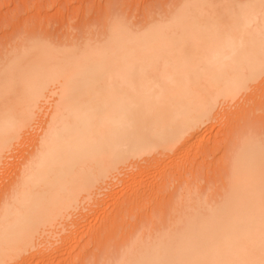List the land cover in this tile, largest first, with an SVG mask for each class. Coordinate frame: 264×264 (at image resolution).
Returning a JSON list of instances; mask_svg holds the SVG:
<instances>
[{
  "label": "bare ground",
  "instance_id": "bare-ground-1",
  "mask_svg": "<svg viewBox=\"0 0 264 264\" xmlns=\"http://www.w3.org/2000/svg\"><path fill=\"white\" fill-rule=\"evenodd\" d=\"M182 1L143 28L120 17L107 34L89 32L82 43L59 44L44 30L11 34L15 41L0 62V166L18 145H30L1 192L0 264H71L84 252L76 245L85 229L96 238L85 245L101 246L97 238L123 225L124 210L148 198L156 200L151 213L162 215L161 229L153 228L154 237H124L121 256L104 255L98 242L94 261L264 264V121H239L252 109L264 112V0ZM235 102L240 128H222L220 140L231 137L226 148L222 140L218 149L200 143L227 122L224 114H238ZM215 149L228 159L223 193L203 195L204 202L198 186L184 185L181 202L172 200L171 179L185 177L194 160ZM172 201L178 204L167 228L163 214ZM103 210L104 229L101 221L98 231L86 227L88 216ZM94 229L112 234L94 236Z\"/></svg>",
  "mask_w": 264,
  "mask_h": 264
},
{
  "label": "rangeland",
  "instance_id": "rangeland-1",
  "mask_svg": "<svg viewBox=\"0 0 264 264\" xmlns=\"http://www.w3.org/2000/svg\"><path fill=\"white\" fill-rule=\"evenodd\" d=\"M185 1H188V0H185ZM185 1H184V3H185ZM181 2H183V1L182 0H0V62L2 60L1 58L6 53H8L10 48H12V46H13V43L15 40L13 41L11 34L15 31L19 32V33H25V32H27V30H29V32L38 30L37 31L38 33L39 32L42 33V31L44 30L43 34H45V35L50 34L51 37L54 36V37H52V39L55 38L54 41H57V43H59V44L67 43V40L68 41L72 40L73 42H76V43H82L88 37L89 32L91 33V35H89V37L98 38L101 33H104L108 30V27H109L108 24L112 23L114 20H119L120 17H122L120 20H124V22H128V21H125V19L127 18L129 20V23L132 22L131 23L132 25L134 23L136 25V23H137V26L143 28L145 26V24L150 23V21H149L150 19H151V22L153 19H156V18H157V20H159L161 16L168 14L169 10L174 9L176 7L178 8V5L181 6L180 5ZM174 11H176V9H174ZM169 14H170V11H169ZM115 16L117 17L116 19L113 18ZM124 17H126V18L123 19ZM166 17L164 16L163 18H166ZM154 23H155V20H154ZM30 25L31 26L33 25V26L31 27ZM36 26H37V28H36ZM27 27H29V28H27ZM105 27H107V29ZM102 28H104V29L102 30ZM98 33H99V35H98ZM68 34H70V35H68ZM71 34H73V35H71ZM105 34H107V32ZM105 34H104V37L106 36ZM70 36H72V37H70ZM232 105L233 104H231L230 106L233 108ZM235 105H236V102H235ZM236 107L237 108H235V107L233 108V109H235V111L239 108V105H236ZM249 107H251V105H249ZM257 109L260 110L259 108H257ZM256 110L253 111V109H252L251 112H249V113L245 112L248 114L246 116V118L240 117V116H243L241 114L239 115L240 110L239 111L237 110L238 114L233 110L235 112V113H233V116H231V114H232L231 111L228 110L227 114H228V112H230L231 113L230 116L228 115V117H226L224 114V116H223L224 118L222 117V120H224V121L227 120V122L225 123L224 121H222V122H224V125L220 122L219 126L217 123V125H215L217 128L214 127L213 129H211V133L210 132H208L209 134L206 133L204 141H201L200 143L210 144V146L216 145V147L219 146L221 140L224 138V137L222 138V136L224 135L223 132L226 130V128L229 126L231 127V125H234V127L239 126L237 124V122H238L237 121L238 117H236L237 115H239V118H240L239 121H240V123H242V124H240V126H242L243 124L248 125V123H250V125L251 124L255 125L254 123L257 122L256 124L261 127L262 125H259V123H260V121H261V123H263V121H264V117L262 118V116H264V112L261 113L263 110L262 111L260 110L261 112L256 111ZM242 111H243V109H242ZM242 113L244 114V112H242ZM231 117H234V118H231ZM258 117L261 120H259ZM231 119H233V120L231 121ZM241 119H244V120H241ZM245 119L247 121H245ZM234 120L237 121L235 123L236 125L234 124V122H235ZM227 123L229 126L226 125ZM221 124L223 125V127ZM240 126H239V128H240ZM224 127H225V130H222V128L224 129ZM252 128H254V126H252ZM262 128H264V127H262ZM262 128H260V129H262ZM221 131H223V132H221ZM227 131L228 130H226V132ZM233 131H235V129L232 130L231 132H233ZM231 132H230V134H231ZM235 133L236 132H233L232 136L236 137L238 135V133H236V134ZM217 134L220 135L221 137H217L218 136ZM230 134H228V135H230ZM263 135H264V133H263ZM220 138H222V139L220 140ZM230 139H231V137H230ZM230 139H228V140L230 141ZM228 140H227V142H228ZM225 141H226V138H225ZM222 142H223V140H222ZM223 143H225V142H223ZM223 143H222V145L224 146ZM226 143H225L224 148H222L223 147L222 145H220L222 147L221 148L219 147V148L225 149L226 145H227ZM28 144H29V142H28ZM27 145H22V147H20V145H18V150H17L18 152L16 155H15L16 151H14V153L13 152L9 153L10 159L8 158L7 161L10 165H7L8 163L6 164V166L8 168H6V166H4L5 168H3V165H1L2 167L0 166V170L2 171V172L0 171L1 172V175H0V196L2 195L4 189L7 188V185L9 186L10 183L12 182V179L15 177L16 168L18 167L19 163L22 161V159H23L22 156L24 157L25 150L27 148H29L28 146L30 144L28 146ZM217 149H218V147H217ZM217 149H215V151ZM214 152H212V154L210 153V156L208 155L209 157L205 159L206 161L203 159H201V160L199 159L200 162L196 163V160H194V162L192 164L194 166H192V168H188L189 171L187 170L188 171L187 174H184L185 177H177L175 182L171 179V181H172L171 184L173 187H171L169 185L168 186L171 187V189L174 188V190H176L175 187L177 188L176 193H173V195L175 194L176 196L174 195L175 196L174 197L172 195V198L177 199V196H178L177 200L171 198L172 200H175L178 203L180 200V202H181V199H180L181 195L185 194L184 193L185 189L182 191V187H184V185H185L187 190H188V188L186 185L191 186L192 188H195L198 186V188H200V190L203 193V194H201V192L199 190L200 194L202 195V196H200V198H202L203 195H205L206 197L214 196L217 193L219 194L220 191H222L220 193H223V191L225 190V189H222L223 183L225 184L227 181L226 177H223V175H224L223 172L226 169L225 168L226 162H227L226 160H228V159L224 155L225 154L224 150L223 151L220 150V152L217 150L216 153H214ZM10 155H13V156H10ZM18 155H20V156H18ZM17 156H18V158H17ZM19 158L21 160H18ZM203 161H205V162H203ZM11 162H12V164H11ZM13 162H14V164H13ZM3 170H4V172H3ZM177 176H179V175H177ZM115 180L116 179H114V181ZM116 182H118V180ZM173 182L175 183L174 185H173ZM120 184L122 185V183H119V187L121 186ZM119 187L117 185V188H119ZM166 189H168V188H165V190ZM171 189L169 188V191L168 190L167 191L169 193L170 192L172 193ZM167 191L164 192L165 195L169 194V193L166 194ZM196 191H197V189H196ZM104 192L107 193L108 190H104ZM177 192H180V193H177ZM185 192L189 193V191H185ZM190 192H195V191H192L190 189ZM196 194H198V193L196 192ZM200 194H198V195H200ZM102 195H104V194H102ZM102 195L100 194V197L104 198V197H102ZM165 195H164V198L169 197V195H171V194H169L168 196H165ZM100 197H99V199H101ZM204 197H203V199H204ZM214 197H211V198H214ZM205 199L202 201L205 202ZM154 200H155L154 198L153 199L148 198V199H146L144 206L142 205V207L139 206L138 208L136 207V205L133 206V208L136 207V208H134L133 213L130 211L133 208H130V210L128 209V212H131V215H128L129 213L126 212L127 209L124 210L123 213L126 216V221L124 219L125 217L123 218V216H124L123 215L121 218H123V221H125V222H122V220L121 221L118 220V223H117L120 225V223L122 222L123 225H120L117 228L115 227L116 229H113V227H112L113 230L112 229L111 230L112 231L116 230V232H113L114 234L112 236L111 235L110 236L107 235L108 237L105 236L106 238L103 237L104 235L102 236V234L103 233L108 234L109 230H108V232H105V230L101 231L104 229L103 228L104 227V224H103L104 220L101 221L102 218L101 219L99 218V217H103L104 210L100 211L101 213H99V214H98L99 211L93 212L95 215L94 217L92 216L93 213L90 214L91 217H89L90 216L89 215L88 218L92 221V223L88 224V221L89 222H91V221L87 218L88 219L87 222L85 220V223H87L86 227H88L89 225L91 226L92 224L93 225L95 224L98 227L99 225H97V224L99 223V221H101L99 223L100 225L103 224L102 229L101 230L99 229L100 234L96 233L98 231L97 227L95 225L93 227V225H92L93 228L97 229V231L94 229L95 230L94 234L96 233L94 236H96L97 234H98L97 236H102V237L97 238V240H96V241H98V239H100V238H102V240H103V241H101V246L99 245L100 240L98 241L99 243L97 242L98 244L96 243L97 246L99 245L98 247H103V250H101L100 252L103 253L104 250L107 249L110 252V255H112L111 253H114V255L118 254L117 256H119L120 255L119 251L122 248H123V250L126 248L124 246L128 243H125V241L127 240L126 242H128L129 236H131L130 239L132 240L133 237L137 238V236H138V238H139L141 236L139 233H141V232H142L141 234L146 233V235H147L148 233L150 234L151 231H154L155 229H153V228H156V226L160 225V221L162 220L161 219L162 215H160V213L158 215L157 211H156V213L155 212L151 213L152 207L155 208V206L157 205L156 202H154ZM166 200H168V199L166 198ZM211 200H210V202L213 203L214 200L213 199H211ZM160 201L163 202V201H165V199L160 200ZM160 201H159V203H161ZM168 201H171V200H168ZM175 201H172L173 202L171 205L172 208H170L171 206L170 207L168 206V210L169 209L170 210L169 211L167 210V212H165V215L162 213L164 216L163 217L164 221L171 219L173 214L170 211H173V213H174V211H176V210H173V206L176 203ZM143 202H141L140 204H142ZM110 203L109 204L111 206L108 205L109 211H110L109 208H111L113 206V202H110ZM178 203H176V204H178ZM214 203H217V202H214ZM154 204H156V205H154ZM169 204H171V203H169ZM178 206L176 208H178ZM84 210H83V213L88 212L86 209H84ZM154 211H155V209H154ZM96 215H97V217H96ZM176 215H177V212H176ZM95 218H97L98 220H96ZM174 218H175V216H174ZM93 220L95 221V223ZM165 222H166L167 226H168V224L170 225L172 223V222L169 223L168 221H165ZM156 224H158V225H156ZM164 224L162 223L163 226H164ZM133 226L135 227V229L133 228ZM93 228L90 227L89 229L91 230ZM131 228H132V230L134 229L133 232H132ZM158 228L161 229V227H159V226H158ZM167 228H169V226ZM84 229H85V227H84ZM128 230H131V231H128ZM86 231H87V233H86ZM164 231H165V229H164ZM166 231H167V229H166ZM89 232L90 231H88V229L87 230L85 229L86 235L83 234L85 237L81 234L83 236V238H81L82 236L81 237L79 236L77 239L78 240L80 238L81 239L79 240L80 242L77 240L78 245H76L78 250H80L79 247L81 248L80 243L82 244V249L84 248V252H82V253H80V251H78L77 249L76 250H77V252H79L81 255L84 256V257L83 256L82 257L85 260L86 259L88 260V261L84 262L85 264L88 262L90 263V261H92V263H93V261L95 260V259H93L94 258L93 256H95V258H96V255L98 253H100L97 250L98 247L96 246L94 241H90V244H88L87 246L85 245V244H87V242H89V240H93L95 238V237L93 238V233H92L93 231L90 232L92 234V237L89 236V234H90ZM101 232H102V234H101ZM156 232H153V233H156ZM109 233H111V231ZM128 233H130V234H128ZM159 233L161 234V232H159ZM134 234H136V236ZM144 234L142 236H144ZM151 235L153 237L155 236L153 234H150V237H152ZM86 236H88V237H86ZM156 236H158V235H156ZM124 237H128V238L126 240H124L123 239ZM82 239H83V241H82ZM104 239H106V240H104ZM123 242L125 243V245L121 248L120 245ZM95 246L97 247V248H95L96 251L94 250ZM126 246H128V245H126ZM117 247H120V248H117ZM118 249H120V250L117 251ZM74 251H75V249H74ZM74 251H72L71 254H73ZM81 251H83V250H81ZM85 251H87V252H85ZM94 251H95V253H94ZM108 251H106L107 252L106 257L108 256ZM122 252H124V251H122ZM83 253L87 254L86 258H85V255ZM80 254H78V260H79ZM121 254H123V253H121ZM66 256H67V254H66ZM72 256L73 255H71V257ZM76 256H77V254H76ZM87 256H89V258ZM69 257L70 256L68 255L67 259H69ZM103 257H105V256H103ZM111 257L112 256H110L109 258L111 259ZM113 257H115V256H113ZM74 258H76V257H74ZM80 259L82 261V258H80ZM103 259H105V258H103ZM78 260L76 259V260L72 261L73 264L76 261H77L76 264H78V263L84 264V263H81L80 261L78 262ZM98 260L94 261L93 264H95V262L97 263ZM102 260L100 258L99 261L103 262ZM112 260H114V259H112ZM30 262L31 263L33 262V264L36 263L34 260H32ZM72 262H71V264H72ZM105 262H104V264H105ZM97 264H99V262ZM106 264H108V263H106ZM112 264H114V261L112 262Z\"/></svg>",
  "mask_w": 264,
  "mask_h": 264
}]
</instances>
